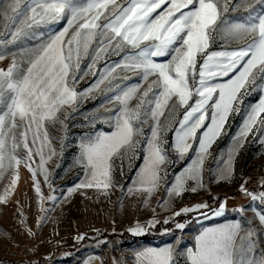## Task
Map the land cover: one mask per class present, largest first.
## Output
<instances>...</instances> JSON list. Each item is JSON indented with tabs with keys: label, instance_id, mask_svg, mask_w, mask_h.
Instances as JSON below:
<instances>
[{
	"label": "snow or ice",
	"instance_id": "1",
	"mask_svg": "<svg viewBox=\"0 0 264 264\" xmlns=\"http://www.w3.org/2000/svg\"><path fill=\"white\" fill-rule=\"evenodd\" d=\"M237 12L241 15L230 17ZM0 16L9 21L0 34V60L6 58L8 46L29 37L36 39L40 26L66 20L59 31L40 32L39 43L11 54L9 66L0 68V179L9 169L14 172L0 202H6L15 189L21 164L31 173L41 204L46 198L40 177L55 191L46 166L56 155L48 126L64 125L61 113L65 106L74 111L80 99L106 81V90L111 91L117 69L139 73L147 87L134 107L131 101L140 84L115 95L120 107L103 121L110 131L83 135L78 148L85 178L67 196L81 189L107 195L114 185V173L123 174L125 161L131 168L140 158L137 137H144L143 157L128 193L151 197L161 182L170 185L166 188L169 197L195 193L204 187V165L212 156L213 145L227 134L230 118L244 112L231 147L217 165L218 180L230 182L234 161L250 134L264 132V0H0ZM217 40L239 47L212 50ZM110 54H123L122 62L106 66L92 86L77 92L79 80L89 72L95 75L96 64ZM86 57L91 63L82 72L81 61ZM256 91L261 93L258 101L245 109V98ZM170 101L169 119L162 124L160 117ZM181 108L184 112L171 143L176 153L173 159L166 136ZM149 120L150 134L145 135L143 125ZM20 151L23 156L18 155ZM190 152H194L191 157ZM37 156L39 163L33 167ZM177 160L185 166L169 182L166 165ZM189 181L195 185L190 189ZM246 183L240 184V191L264 205V191L253 194ZM47 199L58 198L51 195ZM202 209L222 216L226 202L215 208L206 202L185 206L172 217L199 212L207 218ZM172 217L163 223L168 224ZM255 218L259 227L243 218V223L235 220L204 228L195 237L194 247L185 251L172 245L145 248L137 259L139 264H178L181 256L185 264H264V208L255 212ZM159 222L153 218L147 226ZM186 226L175 223L181 231ZM129 231L141 235L146 227L137 223Z\"/></svg>",
	"mask_w": 264,
	"mask_h": 264
},
{
	"label": "rangeland",
	"instance_id": "2",
	"mask_svg": "<svg viewBox=\"0 0 264 264\" xmlns=\"http://www.w3.org/2000/svg\"><path fill=\"white\" fill-rule=\"evenodd\" d=\"M240 15L241 12L231 13L230 17ZM8 23V20L0 16V34L4 33V26ZM65 24L66 20L53 26H40L37 29L36 39L29 37L17 42L16 45L8 46L6 58L0 60V68L6 69L9 66L11 54L19 53L22 49L33 47L39 43L40 32L47 34L50 30L59 31ZM0 38L3 37L0 36ZM226 46L239 47L235 43L226 45L225 42L217 40L213 44L212 50H220ZM122 58L123 54L105 56L96 64L95 75L89 72L84 79L79 80L76 85L77 92H83L92 86L99 79L101 70L106 66L121 63ZM90 63V57L84 58L80 65L81 71H87V65ZM115 75L117 79L113 81L111 91L106 90L109 87L106 81L99 90L80 99L74 111L72 107L65 106V110L61 113L64 125L48 126L49 137L56 155L48 161L46 166L49 169L50 180L55 191L53 192L48 184L43 183V178L40 177L42 191L46 198L43 204L40 203L35 193L32 175L28 168L24 164L19 166V180L15 189L7 196L6 202H0V263L12 261L5 258L2 253L11 247H21L30 248L35 252L36 257L33 264H88L90 262L86 258L90 257L91 260L93 256H99L103 264H139L137 253L145 248H162L172 245L185 251L194 247L195 237L204 228L222 226L235 220H240L243 223V218L252 220L253 226L259 227L255 212L261 211L264 206L259 204L258 200L253 201L250 196L241 192L240 184L247 181L246 187L253 194L264 191V132L250 134L234 161L235 172L230 182L219 181L216 176L217 165L220 163L221 157L226 156L231 147L233 137L243 122L244 112L230 118L227 134L213 145L212 156L204 165V187L195 193L188 191L179 197H169L166 188L170 185H166L164 182H161L151 197L128 193L127 189L131 186L143 157L144 137H137L141 141L140 158L133 162L131 168L125 161L123 174L119 170L114 173V185L109 189L107 195L96 189H81L67 196L69 189L85 178L79 163L78 148L83 135L90 131H110V126L103 121L118 111L120 107L114 101L115 95L140 84L141 88L137 97L131 101V106L134 107L147 87V82H143L137 72L117 69ZM154 78L151 77L150 80ZM260 95L261 93L256 91L246 97L244 108L246 109L249 104L257 102ZM149 97H151V93ZM172 103L173 101L169 102L168 108L164 110V115L160 117L162 124L169 119V109ZM183 112V108L177 110L171 129L166 136L173 159H176V153L171 149V143L174 139V130L178 126L177 121L182 118ZM151 124L152 121L149 120L147 124L143 125L145 135L150 134ZM199 134L198 132L197 135L199 136ZM18 155L23 156L24 152L20 151ZM193 155L194 152L189 153V157ZM35 160L36 163L33 164V167L38 165L39 157H35ZM185 162L177 160L174 165H166L169 182L174 180V174L184 168ZM13 175V170L9 169L4 173L3 179H0V195H4L5 190L11 184ZM190 185L195 186L192 181L188 182L187 187L189 188ZM51 195L58 199L48 200L47 197ZM210 196L215 201L210 200ZM146 199L147 203H145ZM164 200L169 203L162 205L161 202ZM219 201L226 202L224 215L214 216L208 209H202L201 211L208 213L207 218L201 216L199 212L190 213L191 215L188 217L191 219V224L187 222L183 231L172 228L175 224V217H172L173 212L185 206L190 207L204 202L210 208H215ZM241 208L244 209L243 212L239 211ZM17 213L23 216L22 223L13 225V217ZM169 217L172 219L168 224H164L163 221ZM153 218L160 222L154 227H148L147 222ZM171 222L173 223L171 224ZM137 223L146 227V231L141 235H134L129 231ZM165 229L168 231L165 232ZM147 233L154 236L152 240L137 241L140 236ZM80 235L84 236L83 240L77 239ZM28 241L31 242L27 246L20 244ZM55 250L62 252L63 256L52 257V252ZM178 264H185V258L178 257Z\"/></svg>",
	"mask_w": 264,
	"mask_h": 264
},
{
	"label": "built area",
	"instance_id": "3",
	"mask_svg": "<svg viewBox=\"0 0 264 264\" xmlns=\"http://www.w3.org/2000/svg\"><path fill=\"white\" fill-rule=\"evenodd\" d=\"M193 187V185L189 186V189ZM190 193V192H189ZM210 200H214L215 199L210 196ZM259 204H261L260 201H258ZM264 206V205H262ZM23 219V216L20 213H17L16 215H14L13 217V225H17V224H21ZM2 255L10 260H16L17 262H21L20 264H33L34 259L36 257L35 252L30 249V248H19V247H14V248H9L7 251H5L4 253H2ZM39 259V258H37ZM43 261V260H42ZM44 262V261H43ZM45 263V262H44Z\"/></svg>",
	"mask_w": 264,
	"mask_h": 264
},
{
	"label": "crops",
	"instance_id": "4",
	"mask_svg": "<svg viewBox=\"0 0 264 264\" xmlns=\"http://www.w3.org/2000/svg\"><path fill=\"white\" fill-rule=\"evenodd\" d=\"M189 215H191V214H187V215H181V217L180 216H178L177 218L175 217V222L174 223H177V222H181V223H187L188 222V224H191V219L188 217ZM186 219H188V220H186ZM173 222H171V224H172ZM172 228H174L175 229V224H173V227ZM30 242L31 241H28V242H26V243H20L21 245H29L30 244ZM55 257V256H63V253L62 252H57L56 250L55 251H53L52 252V257ZM86 260L88 261V262H90V263H88V264H103L102 263V260H101V258L99 257V256H93L92 257V259L90 260V257L89 258H86ZM90 260V261H89ZM61 262V261H60ZM0 264H18L16 261H7V262H1Z\"/></svg>",
	"mask_w": 264,
	"mask_h": 264
},
{
	"label": "trees",
	"instance_id": "5",
	"mask_svg": "<svg viewBox=\"0 0 264 264\" xmlns=\"http://www.w3.org/2000/svg\"><path fill=\"white\" fill-rule=\"evenodd\" d=\"M219 200V199H218ZM220 202V201H219ZM218 202V203H219ZM186 220H188V219H186ZM152 234H150V233H147V234H144V235H142V236H140L139 237V239L137 240V241H149V240H152L153 239V237L154 236H151Z\"/></svg>",
	"mask_w": 264,
	"mask_h": 264
},
{
	"label": "bare ground",
	"instance_id": "6",
	"mask_svg": "<svg viewBox=\"0 0 264 264\" xmlns=\"http://www.w3.org/2000/svg\"><path fill=\"white\" fill-rule=\"evenodd\" d=\"M96 198V197H95ZM88 201V200H87ZM94 204V203H93ZM81 208V207H80Z\"/></svg>",
	"mask_w": 264,
	"mask_h": 264
}]
</instances>
